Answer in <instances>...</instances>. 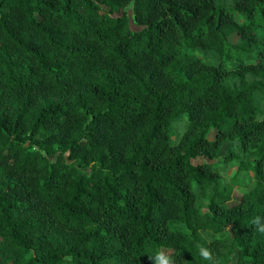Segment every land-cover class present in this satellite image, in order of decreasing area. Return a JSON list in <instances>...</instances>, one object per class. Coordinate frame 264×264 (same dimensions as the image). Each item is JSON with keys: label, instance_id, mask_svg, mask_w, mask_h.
<instances>
[{"label": "trees", "instance_id": "obj_1", "mask_svg": "<svg viewBox=\"0 0 264 264\" xmlns=\"http://www.w3.org/2000/svg\"><path fill=\"white\" fill-rule=\"evenodd\" d=\"M257 28L264 0H0V264H264Z\"/></svg>", "mask_w": 264, "mask_h": 264}, {"label": "rangeland", "instance_id": "obj_2", "mask_svg": "<svg viewBox=\"0 0 264 264\" xmlns=\"http://www.w3.org/2000/svg\"><path fill=\"white\" fill-rule=\"evenodd\" d=\"M227 3H232V0H224ZM255 32L259 38V40L262 42L264 41V34L257 28L255 29ZM229 41L234 43L237 41L238 36L235 34H232L229 36ZM198 53H201V50L198 49ZM184 119L180 118L177 119L176 121H174L171 125V139L174 141L176 136L178 135V133L184 128ZM233 148V143L232 142H226L223 144V146L221 147L220 151H219V157L217 158V161H220L222 159V157L231 149ZM200 160H205L204 158H199ZM233 170V168H229L228 169V173H230ZM240 194L237 190H234V192L232 193L231 199L229 203H235L239 200ZM235 260V254H231L229 257V262L227 264H232Z\"/></svg>", "mask_w": 264, "mask_h": 264}, {"label": "built area", "instance_id": "obj_3", "mask_svg": "<svg viewBox=\"0 0 264 264\" xmlns=\"http://www.w3.org/2000/svg\"><path fill=\"white\" fill-rule=\"evenodd\" d=\"M262 170H263V175H264V159L262 161Z\"/></svg>", "mask_w": 264, "mask_h": 264}]
</instances>
